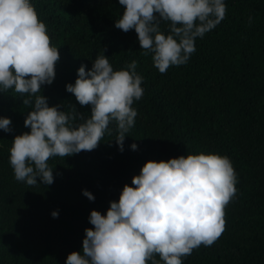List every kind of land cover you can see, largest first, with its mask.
<instances>
[{"label": "trees", "instance_id": "trees-1", "mask_svg": "<svg viewBox=\"0 0 264 264\" xmlns=\"http://www.w3.org/2000/svg\"><path fill=\"white\" fill-rule=\"evenodd\" d=\"M32 3L60 51L55 80L42 88L50 107L75 105L89 117L91 106H81L66 85L103 54L115 70L137 61L144 95L133 105L138 116L123 153L113 122L95 150L48 161L52 185L38 180L40 186H28L14 178L9 155L15 136L30 133L25 119L31 109L14 90L0 93V117L10 118L14 129L0 130V264H66L69 254L82 252L91 211L106 214L148 161L200 152L229 157L237 192L225 208V231L183 264H264V0H226L225 19L196 40L186 65L165 74L144 54L134 30L115 27L124 11L119 0ZM168 27L162 23L166 33Z\"/></svg>", "mask_w": 264, "mask_h": 264}, {"label": "clouds", "instance_id": "clouds-1", "mask_svg": "<svg viewBox=\"0 0 264 264\" xmlns=\"http://www.w3.org/2000/svg\"><path fill=\"white\" fill-rule=\"evenodd\" d=\"M124 9L115 27L134 30L145 55L161 74L186 65L196 52V40L226 17V0H119ZM162 23L169 25L167 33ZM60 51L53 46L46 24L32 0H0V93L14 90L31 111L25 119L30 133L15 136L9 163L14 178L28 186L54 183L48 161L91 152L115 122L119 151L135 125L133 107L144 95L143 76L133 60L115 70L104 54L78 69L75 83L66 85L81 106L69 110L49 106L42 94L56 77ZM0 130L13 133L12 120L0 117ZM131 150L137 151L133 143ZM237 176L229 157L216 153L189 154L168 161H148L125 184L118 202L106 214L93 210L92 228L85 229L82 252L68 255L66 264H183L200 246H211L225 231V208L236 195ZM89 201L95 196L82 193ZM53 218L59 212L52 213ZM159 256V261L155 259Z\"/></svg>", "mask_w": 264, "mask_h": 264}]
</instances>
